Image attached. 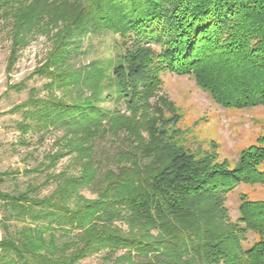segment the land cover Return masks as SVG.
<instances>
[{"label":"trees","instance_id":"1","mask_svg":"<svg viewBox=\"0 0 264 264\" xmlns=\"http://www.w3.org/2000/svg\"><path fill=\"white\" fill-rule=\"evenodd\" d=\"M3 28L9 62L33 35L51 41L35 70L48 91L19 106V129L60 128L42 164L69 156L76 172H49L48 194L0 191V264H264V199L241 193L234 220L225 205L240 184L264 186V134L220 159L181 136L160 94L169 71L225 108L264 105V0H0ZM105 30L119 38L111 59L73 68L83 38Z\"/></svg>","mask_w":264,"mask_h":264},{"label":"rangeland","instance_id":"2","mask_svg":"<svg viewBox=\"0 0 264 264\" xmlns=\"http://www.w3.org/2000/svg\"><path fill=\"white\" fill-rule=\"evenodd\" d=\"M118 41V35L109 30L89 33L83 38L80 49L71 53L68 60L73 68L88 66L90 62L99 65L103 60L111 59ZM51 47L47 35H33L29 42L17 49L15 58L9 62L10 41L6 29H0V191L18 192L24 190L28 183H35L40 184V195L48 194L55 187L52 181L42 183L49 172L66 169L76 172V166L69 165V156L58 160L49 170L42 164L44 154L55 147L54 139L61 134L60 128L45 134L35 128H29L26 133L19 129L25 111V107L19 106L29 97H43L48 91V79L35 70L45 62ZM161 79L160 94L174 103L180 115L177 127L189 143L199 144L202 148L216 144L219 158L234 162L242 148L264 134V105L225 108L215 103L190 76L164 71ZM83 92L85 95L89 93L87 89ZM104 105L111 107L112 102L106 101ZM98 145L110 154L115 149L109 141H102ZM82 193L86 197L95 196L89 189H84ZM241 193H246L250 198L264 199V186L240 184L227 194L225 205L232 220L238 216ZM247 235L245 244L256 239L252 233ZM99 263V256L94 254L76 264Z\"/></svg>","mask_w":264,"mask_h":264}]
</instances>
